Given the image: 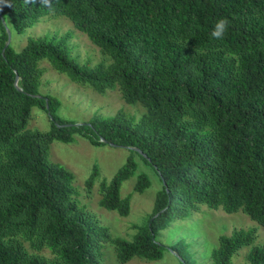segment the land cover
<instances>
[{
	"label": "trees",
	"instance_id": "trees-1",
	"mask_svg": "<svg viewBox=\"0 0 264 264\" xmlns=\"http://www.w3.org/2000/svg\"><path fill=\"white\" fill-rule=\"evenodd\" d=\"M53 13L86 34L110 64L81 66L43 37L28 38L21 51L10 44L3 54L5 22L22 33ZM219 18L230 22L221 40L211 36ZM0 25V264H107L106 243L121 264L156 261L165 251L181 258L184 242L166 248L156 235L200 205L241 211L264 227V0H0ZM42 59L100 94L119 89L146 114L138 123L123 112L83 125L60 120L59 101L38 91ZM35 107L49 115L50 131L27 128ZM76 136L93 147L134 149L158 177L147 224L134 226L131 239L89 218L75 177L50 162L53 143ZM137 170L130 159L102 184L101 208L129 216L131 196L122 199L121 189ZM97 178L95 168L88 197ZM149 187L139 176L133 194ZM256 240V229L221 236L211 264H234L243 249L247 264H264Z\"/></svg>",
	"mask_w": 264,
	"mask_h": 264
},
{
	"label": "rangeland",
	"instance_id": "rangeland-1",
	"mask_svg": "<svg viewBox=\"0 0 264 264\" xmlns=\"http://www.w3.org/2000/svg\"><path fill=\"white\" fill-rule=\"evenodd\" d=\"M11 32V47L21 51L30 37H43L53 40L55 45L62 47L68 57L81 66L95 68L99 65L108 66L110 60L101 50L91 43L86 34L79 31L67 18L50 14L41 18L22 33H17L10 22H5ZM2 32L0 25V34ZM41 71L39 79V94L50 96L59 101L56 116L76 125H83L95 118L109 119L123 112L133 123H138L147 112L141 104H127L119 89L108 90L100 94L89 85L72 82L65 74L52 68L49 62L42 59L37 62ZM27 128L33 131L48 132L52 122L48 114L39 108H33L27 123ZM132 159L138 166L133 178L125 182L121 189L122 199L130 200V213L127 218H121L115 212H109L100 206L101 186L110 184L116 174ZM49 160L60 165L75 177L73 188L78 193V201L85 208L88 217L107 227L114 237L131 239L136 230L134 226H145L153 208L161 183L152 168L148 167L141 156L129 149L112 146L93 147L81 136L75 141L63 143L55 141L51 146ZM98 169L93 192L88 197L85 183ZM139 176H145L150 187L143 194H133ZM239 229H256L255 245H264V227L244 215L241 211L226 214L221 209L211 210L206 205H200L198 211L190 212L181 220H171L167 227L158 232L156 241L166 248L184 242L181 258H188L194 264H211L212 254L219 247V238L231 235ZM107 264H121L116 259L114 245L104 244L101 249ZM249 249H243L233 259L234 264H247ZM49 257L48 253H43ZM181 258L171 251H165L163 257L156 261H148L135 257L124 264H182Z\"/></svg>",
	"mask_w": 264,
	"mask_h": 264
},
{
	"label": "clouds",
	"instance_id": "clouds-1",
	"mask_svg": "<svg viewBox=\"0 0 264 264\" xmlns=\"http://www.w3.org/2000/svg\"><path fill=\"white\" fill-rule=\"evenodd\" d=\"M229 23L230 22L226 18L217 19L211 30L212 38L217 40L223 39L228 30Z\"/></svg>",
	"mask_w": 264,
	"mask_h": 264
},
{
	"label": "water",
	"instance_id": "water-1",
	"mask_svg": "<svg viewBox=\"0 0 264 264\" xmlns=\"http://www.w3.org/2000/svg\"><path fill=\"white\" fill-rule=\"evenodd\" d=\"M7 33H8V41H7V44H6L5 48H4L3 54L5 53V51L9 48V46L11 44V32L8 29H7ZM16 81H17V78H16ZM111 146L112 147H115L114 145H111ZM129 150H134V149H129ZM135 151L138 152V153H140L143 156V154L139 150H135Z\"/></svg>",
	"mask_w": 264,
	"mask_h": 264
}]
</instances>
